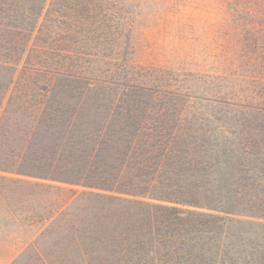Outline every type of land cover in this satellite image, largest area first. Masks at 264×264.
Returning <instances> with one entry per match:
<instances>
[{"label": "trees", "instance_id": "1", "mask_svg": "<svg viewBox=\"0 0 264 264\" xmlns=\"http://www.w3.org/2000/svg\"><path fill=\"white\" fill-rule=\"evenodd\" d=\"M183 6L214 14L202 70L190 53L23 73L27 120L0 171L88 188L71 215L138 264H264V0Z\"/></svg>", "mask_w": 264, "mask_h": 264}, {"label": "rangeland", "instance_id": "2", "mask_svg": "<svg viewBox=\"0 0 264 264\" xmlns=\"http://www.w3.org/2000/svg\"><path fill=\"white\" fill-rule=\"evenodd\" d=\"M183 1L0 0V161L27 120L19 112L31 100L12 92L23 73L122 70L125 59L178 66L190 53L202 70L194 54L214 14ZM88 190L0 171V264H138L102 242L97 224L84 226L96 220L71 215V199Z\"/></svg>", "mask_w": 264, "mask_h": 264}]
</instances>
